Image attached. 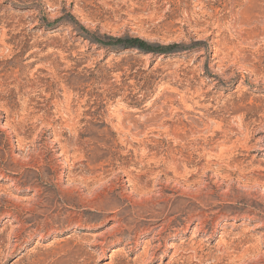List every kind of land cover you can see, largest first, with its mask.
<instances>
[{
	"label": "rangeland",
	"instance_id": "rangeland-1",
	"mask_svg": "<svg viewBox=\"0 0 264 264\" xmlns=\"http://www.w3.org/2000/svg\"><path fill=\"white\" fill-rule=\"evenodd\" d=\"M0 264H264V0H0Z\"/></svg>",
	"mask_w": 264,
	"mask_h": 264
},
{
	"label": "bare ground",
	"instance_id": "bare-ground-1",
	"mask_svg": "<svg viewBox=\"0 0 264 264\" xmlns=\"http://www.w3.org/2000/svg\"><path fill=\"white\" fill-rule=\"evenodd\" d=\"M167 222V221H166ZM197 228V227H196ZM195 232H197V231H195ZM97 244V243H96ZM172 248V247H171ZM118 253V252H117Z\"/></svg>",
	"mask_w": 264,
	"mask_h": 264
}]
</instances>
